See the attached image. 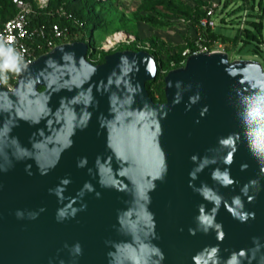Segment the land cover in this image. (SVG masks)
<instances>
[{"label":"clouds","instance_id":"clouds-1","mask_svg":"<svg viewBox=\"0 0 264 264\" xmlns=\"http://www.w3.org/2000/svg\"><path fill=\"white\" fill-rule=\"evenodd\" d=\"M12 23L9 21V24ZM16 27L21 29L19 37L23 39L27 33L22 25L17 24ZM55 51L61 53L59 60L51 55ZM46 57L44 67L34 73L32 61L27 59V49L18 44L17 37L7 28L0 33V174L11 170L16 163L32 161L40 175H47L57 166L63 152L73 147L77 131L86 130L91 123V109L99 107L94 93L107 94L108 114L100 113L97 122L101 130H106V147L110 154L97 155L94 178L102 188L123 192L130 197L125 202L127 206L117 211L116 231L126 239L105 242L110 249L106 254L108 264H163L166 257L154 243L159 237L155 214L150 206L151 193L156 190L157 182L165 180L169 170L167 154L160 142L163 135L161 121L167 118L165 109L168 100L167 103L155 104L156 107L147 101L137 105V97L142 96L143 89L138 81L133 83L141 64L152 79L156 78L159 69L155 58L147 55L142 59L135 56L130 59L121 55L107 78L93 83L98 65L89 63L85 56L77 59L75 51H66L64 46H59ZM219 64L224 66L229 78L237 81L232 92L235 115L242 131L219 137L217 148L209 150L216 155L200 157L193 154L190 157L195 167L189 172V187L212 207L208 209L205 204H199L196 227L188 231L190 235L214 232L218 241L214 246H205L197 251L191 260L192 264H264V242L256 236L252 237L250 248L234 249L228 252L226 258L222 257L219 244L225 240L226 233L223 223L217 221L221 207L240 223L254 220L256 214L246 210L244 198L247 203L255 201L253 193L260 191V179L249 180L240 188V194L232 196L230 201L206 182L200 186L194 183L206 167L223 164V168H213L211 179L222 188H234L238 181L231 175V165L235 162L241 142L256 161L260 177H264V66L230 62L228 58H222ZM41 85L45 88L44 92L39 90ZM170 87L176 89L172 100L174 106L181 103L184 92L192 89L191 84L184 86L182 81H167V88ZM201 87L197 85L198 89ZM62 91L74 94L61 96L53 110L50 106L52 96ZM201 98L199 91L189 96L185 110L190 111ZM208 111L209 107L205 105L199 116L205 117ZM21 121L30 126L46 122L45 128H38L29 137L30 147L14 135ZM87 165V157L78 159V168ZM31 167L32 164L25 165L29 175H32ZM247 168V164H242L240 170ZM88 173L92 175L93 169L88 168ZM70 183V179L62 178L57 187L49 189V193L54 194L63 205L56 211L58 223L74 219L78 212L86 210L85 204L79 208L75 206L86 193H95L97 199L101 196L91 182H85L77 197L68 198L69 202L65 204L64 192ZM45 210L40 208L39 211L25 213L18 209L15 216L21 220L25 217L35 220ZM64 248L73 258L72 264H76V258L83 255L79 242L71 246L66 243ZM49 264H52L51 260ZM59 264L65 262L60 260Z\"/></svg>","mask_w":264,"mask_h":264},{"label":"water","instance_id":"water-1","mask_svg":"<svg viewBox=\"0 0 264 264\" xmlns=\"http://www.w3.org/2000/svg\"><path fill=\"white\" fill-rule=\"evenodd\" d=\"M64 46L66 51H75L77 59L85 56L92 64L98 65V71L92 78L96 83L106 79L109 73L116 67L121 55H127L130 59L134 56L138 59L149 55L156 56L147 50L123 49L109 53L103 62L94 63L88 59L90 45L84 40L61 43L46 53H42L32 61V71L44 67L46 55L56 47ZM51 55L59 60L61 53L55 51ZM229 59L230 62L258 63L256 60L230 59L228 51L214 50L192 53L187 57L186 63L170 70L165 76V101H155L147 88V82L152 79L140 65V72L134 77L133 83L138 81L143 89L142 96L137 97V105L147 101L149 104L167 103V118L161 121L163 135L160 138L161 145L167 154L168 174L163 182H157V188L151 193L152 204L150 210L155 214L156 233L159 237L154 241L164 252L163 264H192L191 257L205 246H214L218 243L215 233L204 235L197 232L189 234V228H195V216L198 214V205L203 203L208 209L210 203L204 201L200 195L189 187V172L195 167L190 161L193 154L200 157L213 156L217 153L209 151L217 148L219 137L229 133L241 132V126L235 115L233 87L237 81L231 79L224 72V66L219 61ZM263 66V65H262ZM167 81H182L184 86L192 85L190 91L183 93V99L178 105H173L172 100L176 89L167 88ZM202 85L197 88V85ZM41 92L45 91L43 85L39 86ZM199 91L201 100L192 106L190 111L185 107L189 96ZM74 93L60 92L52 96L50 106L55 110L61 96H71ZM99 101V107L93 108L91 123L84 131H77L73 137L72 148L63 152L59 163L47 175H40L36 165L32 161L16 163L11 170L0 174V264H59L63 260L65 264H72L73 258L68 249L64 248L79 242L83 248V255L76 258V264H108L107 252L110 250L106 241H120L126 239L116 231L117 211L125 208L126 201L130 199L123 192L102 188L95 177L94 161L97 155L107 156L110 151L106 147V130L99 128L97 117L100 113L108 114V96L94 93ZM207 105L209 111L201 118L199 112ZM199 120V123L196 121ZM46 122L36 126H30L23 121L14 130L21 143L29 146V137L38 128H45ZM46 130V129H45ZM100 132L99 135L97 133ZM222 151V150H221ZM80 157L88 158L85 168H78L77 161ZM32 164L29 175L25 171V165ZM247 164L248 168L241 171V165ZM114 168L116 167L114 163ZM223 168V164L211 165L199 173V178L194 181L196 186L206 182L210 187L216 188L226 200L240 194V188L251 179H260L261 189L253 203H247V211L255 212L256 218L247 223L234 220L227 211L221 207L217 221L222 222L226 233L225 240L219 244L222 257H227L231 250L250 248L252 237H260L264 242V177H260L256 161L251 157L246 145L241 142L235 154V162L231 165V175L238 181L234 188H222L211 179V172L215 167ZM88 168L93 169L89 175ZM62 178H68L71 183L64 192L65 201L68 198L77 197V193L85 182H91L96 191L101 193L99 199L95 193H86L82 199H78L75 205L79 208L85 204L86 210L78 212L74 219L58 223L56 211L63 205L49 189L59 185ZM37 219H17L16 210L39 211ZM182 229V231H181ZM228 251H225V250Z\"/></svg>","mask_w":264,"mask_h":264},{"label":"rangeland","instance_id":"rangeland-1","mask_svg":"<svg viewBox=\"0 0 264 264\" xmlns=\"http://www.w3.org/2000/svg\"><path fill=\"white\" fill-rule=\"evenodd\" d=\"M202 1L207 2L204 8L208 5L215 6L216 31L229 37L242 34V38L236 43L219 41L227 49L230 59L256 60L264 66V42L256 50L257 41L244 40L245 27L256 31L248 21L259 17L262 10L261 0H99L97 7L93 9V13L98 15V24L107 26L111 33L124 30L134 40L121 43L105 54L102 49L104 38H101V30L88 29L90 51L97 43V49L91 54L90 60L98 63L103 54L106 56L123 49L156 53L160 75L156 83L147 85L149 91L155 89L157 83L165 82L166 74L177 63L176 58L179 59L180 66L186 63L184 52L201 35L199 25L191 18V13ZM262 3L264 6V0ZM214 47H218V44ZM155 96V101L166 100H161L158 92Z\"/></svg>","mask_w":264,"mask_h":264},{"label":"built area","instance_id":"built-area-1","mask_svg":"<svg viewBox=\"0 0 264 264\" xmlns=\"http://www.w3.org/2000/svg\"><path fill=\"white\" fill-rule=\"evenodd\" d=\"M13 3L16 8V13L3 23L0 27V33L5 32L7 28L8 31L15 35L18 44L23 45L27 49V59L34 61L39 55L50 51L55 46L61 43L79 40L81 37V32L79 30H73L68 24H63L57 19H54L50 23L35 22V19L38 18L40 14L45 13L46 15H52L53 17L57 15L60 18L65 17L71 19L76 26L82 27L83 22L72 13L68 12L64 7L50 9V0H35V2L28 0H13ZM205 9L206 14L201 18L200 25L215 29V6L208 5ZM9 21H12L13 23L9 24ZM17 24L22 25L23 30L27 33L23 39L19 37L21 29L16 27ZM110 36L112 39H109ZM132 40H134V37L126 31H116L104 39L102 49L108 51L114 49V47L121 43L131 42ZM85 41L89 43L91 48L88 38ZM215 44H218V47H214ZM214 50L227 51L219 41H212L211 39H207L200 35L195 41V48L192 49L188 47L184 52L185 60L192 53ZM13 84H15V81H13Z\"/></svg>","mask_w":264,"mask_h":264},{"label":"trees","instance_id":"trees-1","mask_svg":"<svg viewBox=\"0 0 264 264\" xmlns=\"http://www.w3.org/2000/svg\"><path fill=\"white\" fill-rule=\"evenodd\" d=\"M31 2H35V0H28ZM99 3V0H50L49 8L50 9H56L58 7H64L68 12L72 13L75 17L79 18L83 22V26L79 27L76 26L71 19H67L65 17H58L57 15L53 17L52 15H46L45 13H42L39 15L38 18L35 19L36 23L41 22H47L50 23L54 19L60 20L63 24H68L73 30H79L81 32V37L79 40H86L87 39V31L88 29H91L94 31L95 29H100L102 36L101 38H106L108 35L112 34L107 26H101L98 24V15L93 13V9L97 7ZM207 4L206 1H202L197 9L193 10L191 13V18L194 19L195 23L199 25V32L202 36L206 37L207 39H211L212 41H223L227 42H234L236 43L239 38H242V34H237L234 37L226 36L222 33H219L215 29L211 27H203L200 25L201 18L206 14V9L204 6ZM260 5H262V10L259 12V17L256 19H253L251 21H248L250 23V26L254 27L256 31H253L251 27H245V33L246 37H244L246 42H250L251 40L257 41V49L259 50V46L261 43L264 42L263 38V31H264V6L262 3V0L260 1ZM203 7V8H202ZM16 8L13 3V0H0V27L3 25V23L10 18L11 16L15 15ZM192 49L195 48V43H192L190 46H188ZM97 49V43L94 44L93 49L88 53V58L91 59V54L94 53ZM109 51V50H108ZM103 49V52L106 54L108 52ZM105 54L101 57L99 62L104 61ZM156 58V53H153ZM176 58V57H174ZM177 63L173 66V68L180 66V61L178 58H176ZM98 62V63H99ZM160 75V67L158 71V76ZM157 76V78H158ZM148 81L147 85H152L157 80ZM156 83V82H155ZM158 92L161 96V100H164L166 98L165 95V82H159L156 84L155 89H152L149 91L150 95L153 97L154 100H156L155 93Z\"/></svg>","mask_w":264,"mask_h":264},{"label":"bare ground","instance_id":"bare-ground-1","mask_svg":"<svg viewBox=\"0 0 264 264\" xmlns=\"http://www.w3.org/2000/svg\"><path fill=\"white\" fill-rule=\"evenodd\" d=\"M109 39H112L111 36L109 37Z\"/></svg>","mask_w":264,"mask_h":264}]
</instances>
